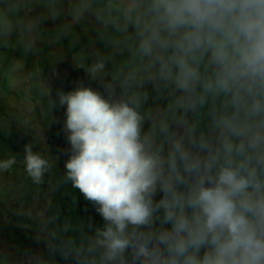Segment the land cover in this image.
I'll use <instances>...</instances> for the list:
<instances>
[{"label": "clouds", "instance_id": "obj_1", "mask_svg": "<svg viewBox=\"0 0 264 264\" xmlns=\"http://www.w3.org/2000/svg\"><path fill=\"white\" fill-rule=\"evenodd\" d=\"M64 39L88 84L53 97L36 58L64 61ZM0 71L48 124L64 109L68 145L61 176L34 143L0 158V178L22 167L12 214L47 251L0 264H264V0H0ZM68 184L101 226L53 208Z\"/></svg>", "mask_w": 264, "mask_h": 264}, {"label": "rangeland", "instance_id": "obj_2", "mask_svg": "<svg viewBox=\"0 0 264 264\" xmlns=\"http://www.w3.org/2000/svg\"><path fill=\"white\" fill-rule=\"evenodd\" d=\"M80 31L79 28L76 29ZM81 43H85V39L83 35L81 36ZM65 47V46H64ZM79 47V46H78ZM77 47V50H78ZM67 56L64 61L52 65L47 61V63L43 64L45 66H41L42 75L47 78L52 87V95L55 97L56 89L60 88L63 91H71L74 89L72 84L73 80L75 81L77 77L81 78L83 76L84 82H87V74L85 75V71L83 69H75L73 63L70 59L72 52L66 49ZM12 54L11 56L15 59H19L22 55V51L20 49L9 52ZM8 54V55H9ZM44 59L47 56H42ZM39 57V60L44 61V59ZM38 58H36L37 60ZM35 59L33 57H29L27 59V66L31 67ZM43 63V62H40ZM59 66V67H58ZM55 67L56 71L59 73V77L51 76V70ZM85 75V76H84ZM6 73L4 71H0V101L4 103L7 108L11 110L13 115H17L19 112L25 115V122H33L31 125V129L35 130L37 141L34 140L32 142V134L27 133V135L18 134L17 128L19 125L17 121L13 120L9 124V117H2L0 114V120L5 123L6 126L0 123V158H5L7 152L12 154H16L19 158H22L24 155L23 149L25 144L28 143H36L37 147L34 150L41 151L45 154L48 153V149L51 155L59 156L57 161L55 175L61 176L63 175L64 163L68 159L66 155H60V153L67 149L68 145L66 143L65 136L62 132V125L64 120V109L63 108H54L52 113L50 114L52 117H55L59 123H49L48 117L45 114L46 105H44L38 97H34L31 101H26L24 99L25 94L27 92L26 82L25 84H21L19 82L8 83L5 80ZM63 76V77H62ZM65 78L67 80L66 84H62V81H59V78ZM149 92H152V89H149ZM151 102V101H150ZM46 103V100H45ZM38 106L39 115L33 116L32 110L35 106ZM13 111V112H12ZM18 111V112H17ZM8 112V110H7ZM11 114V115H12ZM18 117V115H17ZM3 123V124H4ZM48 124V126H47ZM34 132V131H33ZM43 135V136H42ZM26 136V137H25ZM44 137V138H43ZM48 147V148H47ZM63 163V164H60ZM19 165L15 166L13 171L9 173L3 174V177L0 178V185H4L7 188L8 185L13 186L12 192H6L2 198H0V208L4 206L8 208L9 202L11 200H15L14 198L18 195L16 188L19 186L21 180L23 179V169ZM76 197L77 203L75 205L72 204V197ZM159 198V195L158 197ZM30 201L31 197H27ZM53 200V208L59 207L61 210L62 216L71 215L73 219L81 218L85 222H87L88 218L91 217L92 222L96 226H101L103 224L102 218L95 212L91 203L86 201L83 195L79 192L78 189H73L70 184L62 186L52 197ZM3 207V208H4ZM2 208V209H3ZM18 248H25V241L27 236L20 233L18 236ZM32 239V237H31ZM29 248V246H28ZM40 251H44V254L47 256V251L43 243L38 245ZM56 260L59 264H65V262L59 257L56 256Z\"/></svg>", "mask_w": 264, "mask_h": 264}, {"label": "crops", "instance_id": "obj_3", "mask_svg": "<svg viewBox=\"0 0 264 264\" xmlns=\"http://www.w3.org/2000/svg\"><path fill=\"white\" fill-rule=\"evenodd\" d=\"M47 28L51 29L53 27V25L51 23H48L46 25ZM85 39V43H87L88 38L86 36H83ZM62 44L63 46H65V50L68 47V39H64L62 40ZM78 47V46H77ZM77 50V48L75 49ZM21 51V50H20ZM49 51V49L47 47L44 48V53H47ZM72 52V50H71ZM43 57H41L42 59ZM44 59V58H43ZM39 62H43L40 63V66H45L43 65L44 63H47V58L44 59V61L39 60V58L37 59ZM35 63V62H34ZM59 67V66H58ZM86 75V73H85ZM84 75V76H85ZM63 77V76H62ZM59 78V81H62V84H66L67 80L65 78ZM77 80H84L83 76H81V78L77 77ZM75 81L73 80L72 84L75 85ZM85 84H88V79L87 82ZM76 86V85H75ZM74 86V88H75ZM149 89H151V87H149ZM63 164V163H60ZM22 233L25 235V237L27 236V239L25 241V248H31L34 251H39L38 245L35 243V233L33 231H31L30 229H26L23 228L21 226H18L17 224H13L10 222H6L3 219H0V248H5V249H9L11 251H15L17 247V243H18V236L19 234ZM32 237V239H31Z\"/></svg>", "mask_w": 264, "mask_h": 264}, {"label": "trees", "instance_id": "obj_4", "mask_svg": "<svg viewBox=\"0 0 264 264\" xmlns=\"http://www.w3.org/2000/svg\"><path fill=\"white\" fill-rule=\"evenodd\" d=\"M12 54H9V56L11 57V58H13L12 56H11ZM5 73H6V71H4ZM87 85V84H86ZM93 87H97V84L96 83H93V85H92ZM149 87H151V86H149ZM7 110H8V112H7ZM38 106L36 105L35 107H34V109L32 110V113H33V116H34V118H35V116H37V115H39V112H38ZM13 112V111H12ZM18 112V111H17ZM0 114H2V117H4V116H6V117H9L10 118V120L8 121L9 122V124L11 125V123L10 122H13V120H15V121H17V123H18V125H19V128H17L16 130H17V132H18V134H21V135H27V133H31L32 134V138H29L30 140L32 139V142L34 141V140H36L37 141V138H36V134H35V130H33V129H31V124L33 123V122H25L24 120H25V115H23V114H21V112H19L17 115H18V117H17V115L15 114V115H13L12 113H11V110H10V108L8 109L7 108V106L4 104V103H2L1 101H0ZM12 114V115H11ZM0 123H2V125H4V126H6L5 125V123L3 122V120L1 121L0 120ZM4 123V124H3ZM34 131V132H33ZM26 137V136H25ZM34 139V140H33ZM37 143V142H36ZM36 143H34L35 145H36V147H37V144ZM22 170V169H21ZM4 206H1V208H0V219H3L4 221H6V222H10V223H13V224H17L18 226H20V225H22V224H24V223H31L30 221H27V220H25L24 218H18V217H16L15 215H13L12 214V210L14 209V208H16L17 207V201L16 200H11V202H9V205H8V208H3ZM3 208V209H2ZM5 216L7 217V218H5ZM39 251H40V248H39Z\"/></svg>", "mask_w": 264, "mask_h": 264}]
</instances>
